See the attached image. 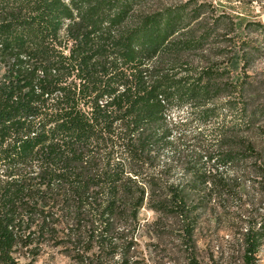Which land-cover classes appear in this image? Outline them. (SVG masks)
I'll list each match as a JSON object with an SVG mask.
<instances>
[{
    "label": "trees",
    "instance_id": "trees-1",
    "mask_svg": "<svg viewBox=\"0 0 264 264\" xmlns=\"http://www.w3.org/2000/svg\"><path fill=\"white\" fill-rule=\"evenodd\" d=\"M263 41L214 0H0V264L37 241L72 264H141L142 230L168 221L201 264L220 166L264 204ZM263 243L264 208L242 264Z\"/></svg>",
    "mask_w": 264,
    "mask_h": 264
},
{
    "label": "rangeland",
    "instance_id": "rangeland-1",
    "mask_svg": "<svg viewBox=\"0 0 264 264\" xmlns=\"http://www.w3.org/2000/svg\"><path fill=\"white\" fill-rule=\"evenodd\" d=\"M221 11H226L241 21H262L264 23V0H214ZM250 73H264V41L259 56L252 63ZM180 112L173 111L177 117ZM208 170L212 167L208 166ZM236 169L220 166L219 183L209 195H201L198 228L195 234L196 253L201 264H242L241 235L249 217L262 212L264 204L259 203L261 185L253 176L234 181ZM219 179V178H218ZM210 187V185H209ZM202 198V199H201ZM157 215L148 209L141 214L142 222H152ZM148 228L141 232L140 245L143 251L141 264H186L188 244L182 240V229L171 227ZM15 256L18 264H72V261L51 242H36L28 247H19ZM256 264H264V243Z\"/></svg>",
    "mask_w": 264,
    "mask_h": 264
}]
</instances>
